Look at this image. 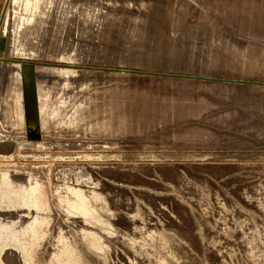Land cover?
<instances>
[{
	"label": "rangeland",
	"instance_id": "1",
	"mask_svg": "<svg viewBox=\"0 0 264 264\" xmlns=\"http://www.w3.org/2000/svg\"><path fill=\"white\" fill-rule=\"evenodd\" d=\"M10 1L0 227L40 234L0 264H264V0H85L124 26L65 36L99 59L17 50Z\"/></svg>",
	"mask_w": 264,
	"mask_h": 264
},
{
	"label": "bare ground",
	"instance_id": "2",
	"mask_svg": "<svg viewBox=\"0 0 264 264\" xmlns=\"http://www.w3.org/2000/svg\"><path fill=\"white\" fill-rule=\"evenodd\" d=\"M10 2L12 19H14L13 28L16 30L18 36L17 50L30 54H41L43 56L58 55L65 57L67 55H72L73 52L78 56L96 59L103 58L102 51L99 50L97 53L92 51L87 52L80 46V42H77V45L71 48L69 46L70 44L65 42V36H80L81 34L87 36L90 34V31L96 30L89 26V24L94 22H96L99 29L101 25L105 26V23H107L106 27H108L109 30L112 27L124 28L123 24L118 22L117 18L120 17L115 16L114 9L105 11L102 7L93 5L92 3L89 4L85 2V0H11ZM7 23L8 11L5 23L2 27L3 31L7 30ZM80 27H83V33H81L82 29H80ZM129 27L131 26L129 25ZM94 33L97 34V32ZM78 43L80 44L78 45ZM14 80H16L17 83H24L26 81L24 76L17 74ZM14 80H12V82H14ZM10 84L12 83L10 82ZM11 87L13 86L11 85ZM15 91L13 92L15 98L12 99L15 100L16 103L14 105L17 106L18 115L21 117L27 114L25 110H28V108L31 107L30 105L33 106L34 112L37 114L40 110V106L36 101H47L49 98V94L44 96L40 93H35L36 95L33 93L30 98L29 90H18L16 93ZM9 92L11 93L12 90ZM48 108H51V106ZM79 179H83V176L79 175ZM8 194L14 195L12 193ZM26 196L22 197V203H31L30 198ZM2 230L3 228L0 227V241L3 240L5 243L14 242L18 246L26 248L24 249L25 251L30 249L33 240L40 234V227L37 226L36 219L33 220L28 227L20 231L14 229L8 234H3ZM61 254L60 252L58 256L59 264L68 263L69 258L66 260L68 256L62 258Z\"/></svg>",
	"mask_w": 264,
	"mask_h": 264
}]
</instances>
